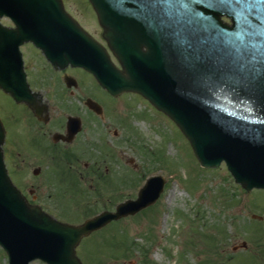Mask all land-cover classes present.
<instances>
[{
    "label": "water",
    "instance_id": "95a60500",
    "mask_svg": "<svg viewBox=\"0 0 264 264\" xmlns=\"http://www.w3.org/2000/svg\"><path fill=\"white\" fill-rule=\"evenodd\" d=\"M164 1L167 13L157 15L147 28L134 18L117 27L111 0L92 1L108 26L105 36L116 50L113 54L122 71L95 48L70 54L71 64L92 74L112 96L135 93L148 100L176 124L202 168H216L224 161L244 190L264 189V32H254L250 22L242 21L247 34L240 40L238 29L228 31L217 19L234 10L189 8L183 14L178 9L180 0ZM234 1L248 16H264V0ZM41 5H45L41 0H3L5 14L16 15L15 24L24 22L29 34L37 29L30 16L41 14L37 10ZM6 35L0 31V37ZM18 59L16 49L0 47V89L15 102L23 87L11 80L12 71L21 74ZM3 141L0 124V246L9 264L36 259L47 264H80L75 248L83 237L111 221L135 215L163 191L164 179L150 178L137 199L120 204L115 213H102L77 227L63 225L39 208L27 206L12 185L3 164Z\"/></svg>",
    "mask_w": 264,
    "mask_h": 264
},
{
    "label": "rangeland",
    "instance_id": "374dc122",
    "mask_svg": "<svg viewBox=\"0 0 264 264\" xmlns=\"http://www.w3.org/2000/svg\"><path fill=\"white\" fill-rule=\"evenodd\" d=\"M98 99L108 116L92 127L96 135L85 139L76 166L72 157L67 167L50 164L48 169L8 162L11 180L24 196L36 197L46 212L69 224L85 221V210L100 213L106 203L113 210L134 200L145 178L164 177V192L151 210L79 243L76 256L82 264H264V191L246 193L223 164L201 169L177 127L139 96L114 100L99 92ZM0 111L10 116L18 112L1 92ZM37 168L40 173L34 177ZM61 177L66 196L58 185ZM99 191L106 197L102 204L96 202ZM113 194L116 199H107ZM88 202L96 206L85 207ZM0 264H7L1 249Z\"/></svg>",
    "mask_w": 264,
    "mask_h": 264
},
{
    "label": "flooded vegetation",
    "instance_id": "af4514ba",
    "mask_svg": "<svg viewBox=\"0 0 264 264\" xmlns=\"http://www.w3.org/2000/svg\"><path fill=\"white\" fill-rule=\"evenodd\" d=\"M61 1L69 17L95 44L109 52L102 37L103 30L89 0ZM0 24L13 28L8 19H2ZM67 31L71 33V30ZM37 43L46 47L50 41L39 39ZM19 51L34 109L22 103L15 104L18 108L16 116L0 111V120L5 130L6 164L14 160L21 166L48 168L50 164L66 163L69 154L78 162L85 139L91 140L96 135L92 127L100 125L108 116L98 99L101 90L85 71L57 59V54L62 55L58 50L49 51L52 52L53 62L35 42H23ZM1 94L13 102L7 94ZM87 100L96 104L94 109L88 108ZM34 171L40 173L39 168ZM32 201L36 203L37 198L33 197ZM241 248L246 250V245L242 243Z\"/></svg>",
    "mask_w": 264,
    "mask_h": 264
},
{
    "label": "snow or ice",
    "instance_id": "6c2138e0",
    "mask_svg": "<svg viewBox=\"0 0 264 264\" xmlns=\"http://www.w3.org/2000/svg\"><path fill=\"white\" fill-rule=\"evenodd\" d=\"M243 52H244V51H243ZM243 52H242V53H243Z\"/></svg>",
    "mask_w": 264,
    "mask_h": 264
}]
</instances>
